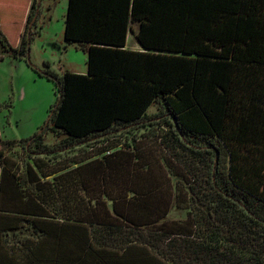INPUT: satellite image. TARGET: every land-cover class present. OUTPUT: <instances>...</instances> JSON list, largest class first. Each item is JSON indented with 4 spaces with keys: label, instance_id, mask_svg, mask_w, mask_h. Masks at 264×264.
Segmentation results:
<instances>
[{
    "label": "trees",
    "instance_id": "trees-1",
    "mask_svg": "<svg viewBox=\"0 0 264 264\" xmlns=\"http://www.w3.org/2000/svg\"><path fill=\"white\" fill-rule=\"evenodd\" d=\"M37 4L2 57L29 58ZM65 40L87 72L30 62L58 99L0 138L56 174L43 213H0V264H264V0H69Z\"/></svg>",
    "mask_w": 264,
    "mask_h": 264
},
{
    "label": "rangeland",
    "instance_id": "rangeland-1",
    "mask_svg": "<svg viewBox=\"0 0 264 264\" xmlns=\"http://www.w3.org/2000/svg\"><path fill=\"white\" fill-rule=\"evenodd\" d=\"M68 4L69 0H43L37 27L33 28L31 36L29 58H21L14 63V68L7 59L6 64L3 63L0 68V74L3 75L0 95L3 96V91L5 92L6 103L12 107L13 124L15 126L18 123L21 131L34 134L42 130L59 95L55 81L40 75L30 62L41 69L45 68L46 62H50L51 69L58 73L65 71L86 73L88 70L86 52L65 40ZM127 48L136 50L141 48L131 32L127 39ZM11 76L14 82L10 90L8 81ZM17 87L21 89L18 90ZM22 89H25V97L20 96ZM151 108L150 113L157 110L156 106ZM45 138L47 143L55 142V136L50 131L45 134ZM63 155L69 159L71 152ZM172 216L183 217L184 214L176 211L172 212Z\"/></svg>",
    "mask_w": 264,
    "mask_h": 264
},
{
    "label": "crops",
    "instance_id": "crops-1",
    "mask_svg": "<svg viewBox=\"0 0 264 264\" xmlns=\"http://www.w3.org/2000/svg\"><path fill=\"white\" fill-rule=\"evenodd\" d=\"M43 0H38L36 14L29 26V33L33 28L37 27V21L40 17V7ZM33 0H0V19L1 25L10 41L14 45L20 43L21 35L27 29V21ZM14 68L21 58L12 56L2 57L0 54V68L6 64ZM3 75L0 74V83H2ZM12 76L8 81L10 90L13 86ZM1 85V84H0ZM18 90L21 88L17 87ZM0 94L2 89L0 86ZM25 89H22L20 96L25 97ZM9 95V90L8 94ZM6 94L0 95V138L3 140L22 139L32 136L33 132L21 131L17 123L13 124L12 107L6 103ZM14 128V129H13ZM30 133V134H29ZM29 135V136H27ZM24 149L17 147L9 152L12 158L9 163L0 160V213L5 214L4 218H12V216H27L26 214H41L44 211L43 187L44 181L54 179L56 174L44 176L41 169L34 165L30 157L23 158ZM48 191V190H47ZM57 201L55 197L52 199Z\"/></svg>",
    "mask_w": 264,
    "mask_h": 264
}]
</instances>
